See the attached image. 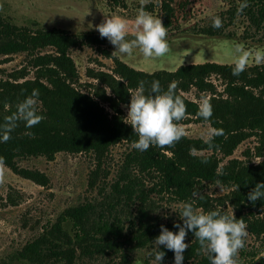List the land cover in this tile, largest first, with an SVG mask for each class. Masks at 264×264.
<instances>
[{"label":"rangeland","instance_id":"1","mask_svg":"<svg viewBox=\"0 0 264 264\" xmlns=\"http://www.w3.org/2000/svg\"><path fill=\"white\" fill-rule=\"evenodd\" d=\"M118 1L123 5L117 6L112 0H0V20L30 30L56 28L75 36L88 33L100 36L95 26L104 17L119 15L129 23L127 39H133L134 20L141 0ZM237 1L173 0L171 28L167 35L170 52L163 57L145 58L138 48L133 50L131 56L121 54L115 51L107 38L100 48L84 46L70 49L68 55L74 63L77 76L71 88L76 94L96 102L108 115L113 114L114 105L118 106V116L129 126L126 116L131 90L125 92L112 82L114 64L105 57L104 51L128 67L147 74L174 72L181 66L191 64L235 66L244 52L250 54L246 68L264 65V61L257 62L255 59L257 52H264V26L259 32L254 31L252 28L247 29L248 23L243 17H232ZM159 3L160 0H148L145 10L154 16H161ZM216 17L222 22L219 28L213 27ZM51 53L53 50L48 48L35 56H0V82L26 83L30 87L36 82L38 74L33 68L34 58ZM208 80L212 84L209 91L201 92L192 87L176 92L187 105V116L180 122L185 128L183 138L186 141L204 142L213 129L209 122L198 115L202 98L210 100L212 110L223 108L226 111L232 108L238 111L239 105L235 102L237 97L228 95L230 89L226 82L217 75H211ZM40 83L49 89L53 88L45 80ZM150 91L147 90L146 94ZM1 94L0 112L16 110L17 103L22 101L17 94ZM44 97L49 102L47 108L41 102L39 104L43 116L51 110L50 104L56 100L54 94ZM190 110L197 115L189 113ZM46 124L47 127H54V123ZM22 125L26 126L24 122ZM243 134L246 135L244 139L240 134L233 139L238 141L241 138L230 156L221 152L195 150H189V155L208 158L218 171L234 167L245 173L260 172L261 167H264V129H246ZM179 141L192 148L190 144ZM132 150V145L121 141L109 147L102 156L93 153H57L51 161L45 157L16 161L19 168L44 174L48 179L45 187L13 174L6 167L5 182L0 184V264H155L152 241L140 246L138 225L143 216L150 223L164 225L175 232L177 229L173 224L182 223L179 214L183 203L189 202L197 210L206 211L204 203L213 210L221 208L228 214L233 210L239 219L231 204L232 188L204 182L199 187V195L182 201L160 185L157 174L144 172L138 167L134 156L129 157ZM131 177L136 179V185H133V195L129 199L120 190ZM79 207L89 209L88 229L95 224H105L112 234L98 235L87 243L74 244L72 261L58 256L50 244L41 249L40 257L34 262L21 258L28 244L46 234L67 210ZM243 211L246 212L247 208H243ZM248 218L251 221L264 220V209ZM61 228L74 240L71 221L62 222ZM247 233L245 246L239 251L241 261L264 255V235L257 237L248 229ZM186 242L189 247L184 253V264H197V250L194 249L193 253L190 251L195 245V236L189 233ZM161 250L166 253L162 264H174L173 252L165 251L163 246Z\"/></svg>","mask_w":264,"mask_h":264},{"label":"trees","instance_id":"2","mask_svg":"<svg viewBox=\"0 0 264 264\" xmlns=\"http://www.w3.org/2000/svg\"><path fill=\"white\" fill-rule=\"evenodd\" d=\"M112 1L117 6L123 5L118 0ZM172 2L173 0H160L159 3L161 19L167 30L171 28ZM242 5L246 6L242 7ZM232 11V17L240 16L247 21V29L252 28L259 32L263 28L264 0H238ZM208 32L210 33V31ZM105 41V38L93 33L75 36L56 28L30 30L0 20L1 57L16 54L35 56L36 53L45 49L53 50L51 54L34 58L33 68L38 74L36 82L30 87L26 83L0 82L1 95L3 93L6 96L17 94L21 96V100L30 95L33 89H38L39 101L46 108L49 101L44 96L54 94L56 97L54 104L50 102L51 110L47 111L44 115L45 118L40 123L29 128L24 127L23 121H20L11 132V138L7 142L0 141V156L4 157L6 167L13 174L45 187L48 184V179L44 174L19 168L16 161L30 157H45L51 161L57 153H93L102 156L112 145L121 141L133 145V142L137 140L138 137L131 126H128L118 116L120 114L118 106L114 105L113 114L108 115L96 102L76 94L70 86L77 76L74 63L68 55L69 50L84 46L100 48L105 44ZM103 53L114 64L112 82L121 86L125 92L135 89L140 81L146 82V91L151 90V83L154 80L160 82L163 90H167L170 82L178 81L176 92L178 90L186 91L192 87L201 92L209 91L212 88V84L208 80L211 75H217L226 82L227 88L230 89L228 95L237 97L235 102L238 103L239 108L238 111H234L232 108L228 109V107L226 111L223 108L213 110L212 116L207 122L213 129L223 130V134L216 135L211 144L200 140L186 141L181 138L180 140L190 144L192 148L190 149L180 141L172 147L153 145L147 151H140L133 147L129 157L133 155L138 167L144 172L157 174L160 185L174 193L182 201L199 195V187L204 182L219 183L232 188L231 204L235 207L238 218L244 220L251 234L257 237L264 235V220L251 221L248 218L254 217L256 211L264 209V197L255 203H251L247 199V194L255 184L264 182V167H261L260 172L253 174L235 170L234 167L218 171L208 158L190 157L189 155V150H195L221 152L230 156L240 139H244L246 136L243 134L244 130L264 129V65L246 68L239 75H233L234 66L213 63L191 64L181 66L174 72L159 71L147 74L128 67L107 51ZM116 78L118 81H115ZM41 80H45L53 88H47L40 83ZM41 93H43L42 96ZM15 111V109L2 110L0 124H3L5 118ZM189 113L197 115L192 110ZM46 122L54 123V127H47ZM237 134H240L241 138L234 141ZM167 153L170 155L168 156ZM133 185H136V179L131 177L122 186L120 192L130 199L133 195ZM236 185L239 186L238 191L234 190ZM203 205L206 208L205 212L213 210V208L207 207L206 203ZM245 207L247 208L246 212L243 211ZM88 210L86 207L67 210L46 234H42L25 247L21 258L34 262L40 257L41 249L50 244L55 248L58 256L72 261L74 255L72 246L74 244L87 243L98 235L110 236L112 232L105 224L94 225L92 222L94 226H90L92 228L88 229ZM66 221H71L74 240L70 239L61 228V223ZM138 226L140 246H146L160 234V226L150 223L145 216L141 218ZM194 249L199 255L197 264H210L207 256L202 254L197 240L190 251L193 253ZM241 264H264V255L252 256L249 260L241 261Z\"/></svg>","mask_w":264,"mask_h":264},{"label":"clouds","instance_id":"3","mask_svg":"<svg viewBox=\"0 0 264 264\" xmlns=\"http://www.w3.org/2000/svg\"><path fill=\"white\" fill-rule=\"evenodd\" d=\"M148 0H141L134 20V38L127 39L129 34L128 21L119 15L104 17L96 25L101 38L115 47V51L131 56L134 49H139L145 58H159L170 52L167 40L168 30L164 26L161 16H154L145 10ZM246 5H242L244 7ZM222 22L216 17L213 27L219 28ZM249 53L239 56L233 68V75H239L247 66ZM257 62L264 61V52L255 54ZM145 81L130 91V100L127 105L126 119L137 135L133 147L140 151H147L150 146L172 147L185 136V128L180 123L187 116V105L183 98L176 93L178 81L169 83L167 90L161 88L160 82L151 83V91L146 94ZM39 91L33 89L30 95L20 101L16 111L5 118L0 124V141L7 142L11 132L23 121L26 127H33L45 117L39 110ZM212 105L208 98H202L199 104L198 115L205 121L212 116ZM31 135V133H28ZM223 130L212 129L206 143L211 144L216 135H222ZM6 164L0 156V184L5 182ZM236 185L234 190L238 191ZM264 197V182L256 183L247 194V199L255 203ZM182 223H174L177 231L173 232L160 225V234L152 241L154 245L155 264H162L166 255L163 248L174 254V264H184V253L189 247L186 242L191 232L199 243L201 251L207 256L210 264H241L239 251L245 246L247 225L242 218L237 219L234 211L228 214L223 209L205 212L193 207L192 203L185 202L179 214Z\"/></svg>","mask_w":264,"mask_h":264}]
</instances>
